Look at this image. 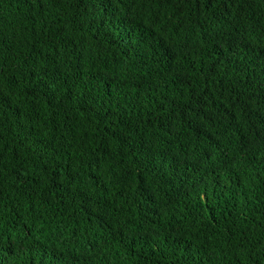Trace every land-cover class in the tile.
Returning a JSON list of instances; mask_svg holds the SVG:
<instances>
[{"label":"trees","instance_id":"16d2710c","mask_svg":"<svg viewBox=\"0 0 264 264\" xmlns=\"http://www.w3.org/2000/svg\"><path fill=\"white\" fill-rule=\"evenodd\" d=\"M0 264H264V0H0Z\"/></svg>","mask_w":264,"mask_h":264}]
</instances>
